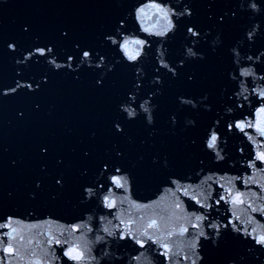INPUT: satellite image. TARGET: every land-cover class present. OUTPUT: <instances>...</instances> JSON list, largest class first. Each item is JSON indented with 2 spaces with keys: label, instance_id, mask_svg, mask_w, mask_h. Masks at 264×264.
Returning a JSON list of instances; mask_svg holds the SVG:
<instances>
[{
  "label": "water",
  "instance_id": "obj_1",
  "mask_svg": "<svg viewBox=\"0 0 264 264\" xmlns=\"http://www.w3.org/2000/svg\"><path fill=\"white\" fill-rule=\"evenodd\" d=\"M136 4L0 0V223L11 221L13 235L24 237L13 242L12 254L0 244V264H264V246L254 240L264 233V214L251 210L264 206V163L251 166L264 150L257 129L264 126V0H139L135 22ZM154 4L177 11L187 4L192 15H170L176 31L159 36L168 20ZM121 20L119 45L125 38L144 41L137 61L127 62L121 47L105 39ZM189 26L197 37L187 33ZM49 46L52 54L17 63ZM84 50L92 53L91 66L81 64ZM51 55L65 65L72 56V69H54ZM101 56L106 62L96 67ZM17 81L33 90L4 95ZM126 108L136 115L129 117ZM245 121L253 127H233ZM213 132L218 141L210 149ZM116 175L127 179L126 187L112 183ZM174 180L190 186V196ZM229 188L242 193L244 203L233 204ZM220 196L225 200L217 203ZM193 214L205 218L196 221ZM152 221L157 226L148 228ZM230 221L241 231L229 228L224 235ZM181 226L188 229L182 235ZM51 238L62 243L49 244ZM71 246L83 260L65 255Z\"/></svg>",
  "mask_w": 264,
  "mask_h": 264
},
{
  "label": "snow or ice",
  "instance_id": "obj_2",
  "mask_svg": "<svg viewBox=\"0 0 264 264\" xmlns=\"http://www.w3.org/2000/svg\"><path fill=\"white\" fill-rule=\"evenodd\" d=\"M152 7H155L158 11H160L161 13L164 14L165 16V19H167L168 17V10L167 9H164L161 5L159 4H154L152 5ZM250 7H256V3H252L250 5ZM186 11V10H185ZM144 12V10H140V13L142 14ZM168 20V19H167ZM173 26V23L171 20H168L167 24L164 26L163 30L158 32L157 35L159 36H163L165 34V32H168ZM146 31H148L149 29H145ZM187 31H189L187 29ZM190 34L193 36V37H197L199 35V32L197 30H195V28L193 27L191 30H190ZM252 36V33L250 32L249 33V38H251ZM114 42V41H113ZM144 44V41L143 40H128V39H125L123 41L122 44H120V47L121 49L123 50V52L125 53V55L128 57L129 60H134L136 59V57H139L140 56V53H141V49H142V46ZM130 45H135V46H140V47H136V48H132L130 47ZM131 50H134L131 51ZM53 53V49H50V48H45V47H36L34 48L32 51L28 52V56L24 57L25 61H28L30 59H32L34 56L36 55H39L41 57L43 56H48L49 54H52ZM188 54L190 56H196L197 53L196 52H193L191 48H189L188 50ZM53 56V55H51ZM81 62L82 63H89L91 64L92 62V58H91V55L88 51H84L83 52V59H81ZM50 63H53V64H56V61L55 59L51 60ZM162 63H163V60H162ZM57 67H60V65H56ZM68 67H72V65H68ZM164 67L165 68H169V65L168 64H164ZM169 71L170 72H173V71H176L175 69H172V68H169ZM22 87H27V88H31L33 87L32 84H22L21 81H17L16 84H15V87H10V88H7V93H15L17 91V89H20ZM3 94H4V89H3ZM260 95L262 97H264V92H261ZM185 104H192V101H184ZM262 104H264V101L261 102ZM141 107L144 108V111L145 112H148V108L144 107L143 105H141ZM125 111H127L128 113V116L129 117H132V116H135L136 113L134 110H131V109H125ZM259 112L264 115V107H261L259 109ZM149 119L151 118V114H149ZM261 124L264 125V120L261 121ZM116 129L118 131H122V128H121V125L119 123H117L115 125ZM233 127L235 128H239L242 132L244 131V129L247 127V128H251L253 127V124L250 123V122H242V123H239V124H234ZM257 129L258 131L260 132V134L262 136H264V126H257ZM247 134V133H246ZM251 139V137H249ZM217 141H218V137L217 135L215 134V132H213L208 141H207V147L210 148V149H215L216 146H217ZM243 150V149H241ZM217 158L218 159H223V157H220L219 156V153H217ZM257 161L261 162V163H264V150H260L256 153V157H255V160H252L251 162V166L252 167H257ZM103 169H108V165L105 164L103 166ZM115 171L117 173H119L121 171L120 168H116ZM208 179H212V177H208ZM239 180H241L243 183L247 184L248 181L244 180L242 177H239L237 178ZM111 181L112 183L118 187V188H124L126 187L127 185V179L125 177H122L120 175H116V176H112L111 177ZM173 184H175L176 186V189L178 191H182L183 194L185 196H190V186L188 187H184L182 186L178 181H172ZM229 183H231V181H229ZM85 191L89 194V195H93V190L92 189H85ZM175 194V193H173ZM243 194L240 193V192H236L235 194H233V190L232 188H229L227 190V197L228 199L233 203V204H242L244 203V201L241 199V196ZM191 199L194 200L197 204H200L201 201L195 196V195H191ZM104 200L107 202L109 200V197H105ZM222 200H225V196H220L219 199L217 200V203H220V201ZM107 206L109 208L113 207L114 206V202H110L107 204ZM181 207V204L180 203H177L176 204V208H180ZM253 212H258V213H261V214H264V206H261L259 208H252L251 209ZM235 215V213L233 214ZM193 217L196 221H203L204 220V216L202 215H195L193 214ZM237 219H239L237 217ZM248 223L251 224L252 223V220H248ZM156 222L155 221H152L151 223L148 224V228H154L156 227ZM193 227H199V224H195L193 225ZM212 227L214 228H219L220 226L219 225H213ZM5 228H10L11 231L10 232H4V233H0V244H3L5 247H4V251L8 252L9 254H12L14 252V248H13V242L17 241V240H23L24 237L22 235H13V233H16V228H13L12 227V224H11V221H9L8 223H0V229H5ZM223 228L225 229V233L224 235L227 233V230L229 228H232L234 229L236 232H240L241 229L237 226V224L233 223V222H229V223H226L223 225ZM188 229L187 228H184L183 226H181L180 228V231H179V234H183L184 232H187ZM244 231L246 232V234L248 235H252L253 233H256V229L253 228L251 233H249L247 231V229L245 228ZM146 234V233H145ZM173 233L172 232H169L168 235L171 236ZM201 236L204 235L203 232L200 233ZM216 235L218 237H221L222 234L218 231L216 233ZM5 237H9L10 239H5ZM254 240H255V243L261 245V246H264V233H260V234H257L254 236ZM48 243L49 244H52V243H55V244H61L62 242L59 240V239H55V238H51L48 240ZM67 241H63V244L67 245ZM137 243H140L141 246H143V241H137ZM193 247H195V245H193ZM164 248L167 249V245H164ZM16 251V254L18 255L19 254V251L18 250H15ZM65 255L70 259V260H73V261H81L84 259V253L82 251H79V249H77L75 246H71V247H68L67 251L65 252ZM165 255H167V251L165 252ZM192 264H196V261H192Z\"/></svg>",
  "mask_w": 264,
  "mask_h": 264
},
{
  "label": "clouds",
  "instance_id": "obj_3",
  "mask_svg": "<svg viewBox=\"0 0 264 264\" xmlns=\"http://www.w3.org/2000/svg\"><path fill=\"white\" fill-rule=\"evenodd\" d=\"M189 2H191V0H189ZM139 4V0H137V4H136V6L134 7V19H135V22H136V16L138 15V13H137V5ZM153 8H155V7H153ZM164 9H167L168 10V17H167V19L169 18V16L170 15H175L177 18H181V17H183V16H185V15H187V16H191L192 15V12H191V9L190 8H188L187 7V4H185V6L183 7V9L182 10H180V11H177V8H174V7H172V6H170V5H166V6H164L163 7ZM252 9H257L258 8V5L256 4V7H251ZM156 9V8H155ZM140 10H144V7H140L139 8V13H140ZM157 10V9H156ZM186 10V11H185ZM158 11V10H157ZM159 13H161L160 11H158ZM162 14V16L164 17V19H165V16H164V14L163 13H161ZM235 15V13H233V16ZM167 19H165V20H167ZM221 19H223L222 17H221ZM126 25H125V21H123V20H121L120 21V26L119 27H117L116 28V34H112V35H107L106 37H105V39H106V41H110L111 42V44L112 45H118L119 46V51H120V45H119V41H118V39H117V37H119V36H122L123 34H124V31H121V29L122 28H124ZM193 27L192 26H189L187 29L189 30V31H187V33L188 34H190V30L192 29ZM176 29H177V24L176 23H173V26H172V28L170 29L173 33L176 31ZM167 32H165V34H166ZM164 34V35H165ZM163 35V36H164ZM192 36V35H191ZM125 39H127V38H125ZM114 41V42H113ZM151 45H149V47H150ZM185 47H187V45H184ZM8 47L10 48V49H12V50H15V45L14 44H9L8 45ZM78 47V46H77ZM48 48H50V49H53L52 48V46H49ZM189 50V48L187 49V51ZM84 51H88L89 53H90V51L89 50H84ZM83 51V52H84ZM131 51H133L134 52V50H131ZM83 52H82V56H81V59H83ZM140 55H141V53H140ZM26 56H28V52L27 53H25L24 54V57H26ZM91 58H92V53H91ZM123 58L127 61V62H134V61H137V59H138V57H136V59H134V60H129L128 59V57L126 56V58H125V56L123 55ZM200 58H203V54H201L200 55ZM53 59H55V61H56V56L55 55H53V56H49L48 57V59H47V63H49L51 66H53V68L54 69H56V70H59V69H61V68H63V67H67V68H69V69H72V67H68V65H72V61H73V57L72 56H68V63L65 65L64 63H57L56 62V64H53V63H50V61L51 60H53ZM106 62V60H105V57L104 56H101L100 57V60L96 63V67H102L103 66V64ZM17 63L18 64H23V63H25V59L24 60H17ZM60 65V67H57L56 65ZM81 64H82V62H81ZM179 64L180 65H183L184 64V60H180L179 61ZM89 66H91V64H89ZM80 67V65L78 64L77 65V68H79ZM141 71V68H137V72H140ZM156 71H159V69H156ZM172 75L173 76H176L177 75V72L176 71H173L172 72ZM46 79V78H45ZM154 79L156 80V82H161V77L160 76H156V77H154ZM97 83H100V81H97ZM28 84H30V83H28ZM37 87H38V85H37ZM139 87V82H137V88ZM29 90H33V87H31V88H29ZM8 93H7V88L6 89H4V95H7ZM178 99H181V97H178ZM122 107V105H120V108ZM153 108H155V105H153ZM127 118H129V117H127ZM172 119H173V121L175 122V115H173L172 116ZM154 122V117L153 116H151V118L149 119L148 118V124H152ZM188 122L189 123H191V124H194L195 123V121L194 120H192V119H188ZM230 264H232V262H230Z\"/></svg>",
  "mask_w": 264,
  "mask_h": 264
}]
</instances>
